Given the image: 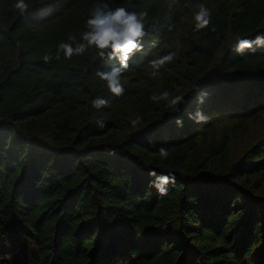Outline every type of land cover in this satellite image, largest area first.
<instances>
[{
	"label": "trees",
	"instance_id": "obj_1",
	"mask_svg": "<svg viewBox=\"0 0 264 264\" xmlns=\"http://www.w3.org/2000/svg\"><path fill=\"white\" fill-rule=\"evenodd\" d=\"M26 2L0 0V264H264V48L233 51L264 34V0ZM97 3L148 13L121 97L95 75L117 61L55 59ZM198 3L212 22L195 31ZM165 90L179 111L150 100Z\"/></svg>",
	"mask_w": 264,
	"mask_h": 264
},
{
	"label": "clouds",
	"instance_id": "obj_2",
	"mask_svg": "<svg viewBox=\"0 0 264 264\" xmlns=\"http://www.w3.org/2000/svg\"><path fill=\"white\" fill-rule=\"evenodd\" d=\"M173 3H178V0H173ZM171 7V5H170ZM13 8L21 15H24L29 4L26 0H15ZM198 11L194 14L195 31L208 28L212 22L211 10L203 3L195 5ZM148 13L146 11L136 12L130 11L125 7L111 8L107 3L94 4L90 10V14L85 23L87 29L81 34L80 41H77L76 36L69 34L67 41H61L57 46L55 59H60V54H63L65 59H71L73 56H82L89 50H94L102 60H115L117 64H113L110 69H98L95 75L100 80L106 82L107 90L115 97L124 95L126 89L121 83L123 74L130 69L129 61L137 54L144 51V38L148 35L145 30V19ZM172 26L169 25V31ZM215 31V28L212 29ZM155 45V40L153 41ZM256 48H264V34H258L254 39L240 38L235 42L233 51L237 54H243L245 50L255 51ZM175 57L174 52L161 55L157 59H151L148 63L152 69L149 76L152 78L160 74V70L167 64L171 63ZM53 57L46 55L45 61L52 60ZM207 92H201L198 97V104H203L207 98ZM150 100L154 103L166 101V107L179 111L178 105L183 102V97L172 95L165 90L160 93H153ZM109 102L97 96L91 100L92 108L100 110L108 106ZM189 119L195 123L206 122L208 117L201 110L195 113H189ZM130 123L135 126L140 123V117L133 119ZM178 127L183 126L182 120H177ZM97 126L104 129L106 124L103 120L97 121ZM158 154L162 159L168 158V150L165 147L158 149ZM155 175V172L151 173ZM175 183V177L170 173L168 176L157 177L153 181L161 195L167 194L166 185Z\"/></svg>",
	"mask_w": 264,
	"mask_h": 264
},
{
	"label": "built area",
	"instance_id": "obj_3",
	"mask_svg": "<svg viewBox=\"0 0 264 264\" xmlns=\"http://www.w3.org/2000/svg\"><path fill=\"white\" fill-rule=\"evenodd\" d=\"M1 264H10V263L7 262V261H3ZM18 264H31V263H29V262H27V261H23V262H20V263H18Z\"/></svg>",
	"mask_w": 264,
	"mask_h": 264
}]
</instances>
